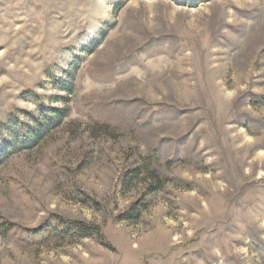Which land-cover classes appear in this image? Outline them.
I'll use <instances>...</instances> for the list:
<instances>
[{"label": "rangeland", "instance_id": "374dc122", "mask_svg": "<svg viewBox=\"0 0 264 264\" xmlns=\"http://www.w3.org/2000/svg\"><path fill=\"white\" fill-rule=\"evenodd\" d=\"M39 100L69 113L0 163V264H264V0H0L1 142Z\"/></svg>", "mask_w": 264, "mask_h": 264}, {"label": "trees", "instance_id": "16d2710c", "mask_svg": "<svg viewBox=\"0 0 264 264\" xmlns=\"http://www.w3.org/2000/svg\"><path fill=\"white\" fill-rule=\"evenodd\" d=\"M66 74H69V71L65 70ZM61 79L55 80L54 84L56 88L61 89L62 92L68 93L72 90L73 84L67 82L65 84H60ZM32 94L31 92L28 94ZM65 99V98H63ZM68 109L65 105L62 104V108L56 106H45L41 104L40 100L38 103V114L33 116L31 113L27 115L32 116V123L26 124L21 121L20 118L14 114L9 115L7 118V124L5 125L6 130L9 133L8 138H3V141H0V163L8 160L9 157L18 153L23 149H32L37 146L44 137L48 136L51 130H54L60 127L63 124V120L68 115ZM1 131V130H0ZM138 169L133 168L128 173L129 178L137 177L136 172ZM136 174V175H135ZM128 180L125 182L124 187L127 188ZM141 206L138 208L137 212L141 211ZM56 222L58 225L63 228H51L48 227L43 230L42 233H47L50 236H54L60 239H72L74 237L83 238L95 236L97 240L102 241V231L99 226H93L90 223H85L83 221L72 220L67 221L56 216ZM37 235H41L38 232Z\"/></svg>", "mask_w": 264, "mask_h": 264}]
</instances>
